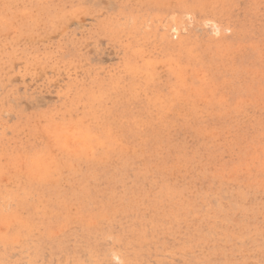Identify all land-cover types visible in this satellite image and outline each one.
<instances>
[{
    "label": "rangeland",
    "instance_id": "rangeland-1",
    "mask_svg": "<svg viewBox=\"0 0 264 264\" xmlns=\"http://www.w3.org/2000/svg\"><path fill=\"white\" fill-rule=\"evenodd\" d=\"M0 264H264V0H0Z\"/></svg>",
    "mask_w": 264,
    "mask_h": 264
}]
</instances>
